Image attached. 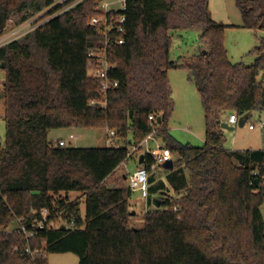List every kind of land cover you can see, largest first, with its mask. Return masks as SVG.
Here are the masks:
<instances>
[{
    "label": "trees",
    "instance_id": "obj_1",
    "mask_svg": "<svg viewBox=\"0 0 264 264\" xmlns=\"http://www.w3.org/2000/svg\"><path fill=\"white\" fill-rule=\"evenodd\" d=\"M101 0H0V36L49 9L44 23L0 46L5 143L0 147V264H48L47 255L74 253L79 264H264V149H228L222 125L236 114L264 111V37L251 64L232 63L224 33L231 24L212 17L210 0H126L125 32L114 33L109 58L119 85L100 99L99 79L88 74V51L103 34L91 19ZM242 27L264 30V0H236ZM200 32L206 51L171 59L174 33ZM124 39L123 44L116 41ZM113 40L115 42H113ZM205 50V49H204ZM4 64V66H2ZM185 68L205 113L202 146L170 133L174 111L170 69ZM155 120H149L150 115ZM161 121H158V118ZM117 131L120 147L61 146L58 128ZM153 128L173 154L160 206L133 225L129 174L106 183L126 162L128 146ZM152 159L149 157V162ZM139 161L137 166L141 167ZM135 168V169H136ZM80 192L82 200H71ZM66 194V195H62ZM148 195V197H149ZM85 205V213L82 205ZM50 209L52 225L27 237L12 229L31 223V209ZM40 219L42 216L37 214ZM75 219L76 227L63 222ZM43 250L32 257L26 246Z\"/></svg>",
    "mask_w": 264,
    "mask_h": 264
},
{
    "label": "rangeland",
    "instance_id": "obj_2",
    "mask_svg": "<svg viewBox=\"0 0 264 264\" xmlns=\"http://www.w3.org/2000/svg\"><path fill=\"white\" fill-rule=\"evenodd\" d=\"M65 0H55V5ZM102 2H115V0H101ZM210 6L214 9L215 20L226 24L224 33L225 46L227 48L232 63L251 64L255 61L256 54L253 52L256 45L260 43V39L264 37V30L254 31L242 27L243 19L241 11L236 4V0H210ZM113 8H120L121 4L115 2L110 5ZM49 9L35 15L32 19L19 27H8L0 36V46L9 41L18 38L36 26L44 23L55 14L48 16ZM200 41V32L196 30H180L174 33L171 59L179 60L180 58L188 59L189 56L202 51H206V47ZM205 49V50H204ZM189 72L185 68L170 69L168 72L170 85L172 88V96L174 101V111L169 120V128L171 135L179 142L184 144H192L202 146L205 142L206 120L205 113L201 101V96L195 84L189 79ZM264 75V71L260 73L259 79ZM6 74L0 69V145L5 143L6 125L4 121V98L3 84ZM264 121V111L254 109L249 114V119L244 125L228 124L229 128H223L226 137L225 147L228 149H264V128L260 127V123ZM250 124L255 125V129L249 127ZM107 128L81 129V128H58L49 132V138L54 142L64 139L67 146L73 147H104L106 146ZM138 162V156L135 155L121 164L120 168L114 175L106 180V183H113L115 180L120 181L122 173L130 174L135 170ZM154 175V184L159 186L162 183L169 184L168 175L171 169H166L162 165L155 170H151ZM63 196L66 194H62ZM71 200H82L80 192H71L68 194ZM163 196L161 189H155L149 197L144 198L140 192L133 191L130 199L131 211H134L133 225L138 228L144 225V214L150 210L157 208L154 200L159 201ZM82 212L85 213V205H82ZM264 216V205L262 206ZM10 230H16L18 224L15 223ZM48 264H79V258L74 253H52L47 255Z\"/></svg>",
    "mask_w": 264,
    "mask_h": 264
},
{
    "label": "built area",
    "instance_id": "obj_3",
    "mask_svg": "<svg viewBox=\"0 0 264 264\" xmlns=\"http://www.w3.org/2000/svg\"><path fill=\"white\" fill-rule=\"evenodd\" d=\"M121 4V7L116 10L126 9V0H115ZM115 2H102L99 7L101 13L94 16L91 19V25L98 26L101 33L103 34V41L101 45L93 46L88 51V74L93 78H97L101 84V97L100 99H92L90 104L92 106H106L107 98L110 90L119 85V80L112 77V72L116 69V65L111 63L109 58V44L112 41V35L114 33H124L126 16L125 14H118L116 16L110 14L113 7L110 5ZM113 42H115L113 40ZM118 44H123L124 39L120 38L116 41ZM149 120H155V116L152 114L149 116ZM229 124H237L240 119L236 114H231L228 117ZM251 129L255 128L254 124H250ZM260 127L264 128V121L260 123ZM61 146L66 145L65 140L59 142ZM121 140L118 137L117 131L114 129H107L106 133V146L107 147H120ZM1 147V145H0ZM138 156V161L140 157L144 156V162L141 167L136 168L129 174V185L133 191L141 193V196L147 198L149 195V174L151 170H155L158 166L173 160V154L171 150L166 147L162 140L157 137V129L153 128L152 131L138 144H130L128 146L127 157L132 158L133 156ZM149 157L152 161L149 162ZM32 215L35 216L31 223L26 224L24 220L18 219L17 232L25 234L27 237L33 236L37 230L44 229L47 226H51L53 221L47 223L50 219V209L48 207H43L40 210L31 209ZM37 214H40L42 218H38ZM61 225L68 227H76L77 223L75 219L70 222H63ZM25 252L32 256H45L43 250L39 248H32L28 244L25 248Z\"/></svg>",
    "mask_w": 264,
    "mask_h": 264
},
{
    "label": "water",
    "instance_id": "obj_4",
    "mask_svg": "<svg viewBox=\"0 0 264 264\" xmlns=\"http://www.w3.org/2000/svg\"><path fill=\"white\" fill-rule=\"evenodd\" d=\"M2 66H4V64H3ZM158 121H161V118H160V117L158 118ZM239 123H240V125H244V118H240ZM222 127H223V128H229V127H228V124H226V123H224V124L222 125ZM143 162H144V156L142 155V156L140 157V159H139V163H140V164H143ZM163 167L166 168V169H173V167H174V162H173V160H170L169 162L163 164ZM154 203H155L156 206H160V204H161V202H160V201H157V200H154ZM131 213H132V214H135L134 211H131ZM61 229H65V226L62 225V226H61Z\"/></svg>",
    "mask_w": 264,
    "mask_h": 264
},
{
    "label": "crops",
    "instance_id": "obj_5",
    "mask_svg": "<svg viewBox=\"0 0 264 264\" xmlns=\"http://www.w3.org/2000/svg\"><path fill=\"white\" fill-rule=\"evenodd\" d=\"M211 4V3H210ZM212 17L215 18L214 15V9L212 8V5L210 6ZM224 123L229 124L228 117L225 118ZM255 129V128H254ZM64 140V139H63Z\"/></svg>",
    "mask_w": 264,
    "mask_h": 264
}]
</instances>
